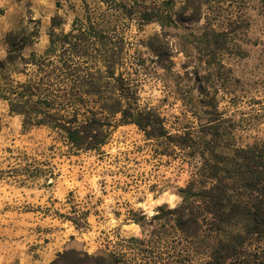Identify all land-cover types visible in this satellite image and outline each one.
<instances>
[{
  "label": "rangeland",
  "instance_id": "1",
  "mask_svg": "<svg viewBox=\"0 0 264 264\" xmlns=\"http://www.w3.org/2000/svg\"><path fill=\"white\" fill-rule=\"evenodd\" d=\"M130 1L0 0V59L8 50L9 31L36 30L38 38L23 54H41L55 14L62 18L59 31L66 32L74 18L89 12L99 27L123 39L120 71L136 87L141 107L156 111L169 133L195 136L205 130L211 117L199 104L197 78L209 75L201 84L215 98L223 142H264V3L216 0L203 7L200 21L166 28L169 57L162 67L148 45L158 24L140 25L135 15L115 9L117 2ZM172 1L170 14L177 18L183 2ZM231 27L227 53H217L209 65L196 60L187 44L190 34ZM188 153L146 139L132 124L115 127L97 152L75 151L48 128L23 131L21 119L0 99V264H55L56 255L70 249L113 252L126 264H158L178 237L167 224L159 241L158 222L151 217L158 207L180 202L178 190L198 164ZM189 259L205 264L206 255Z\"/></svg>",
  "mask_w": 264,
  "mask_h": 264
},
{
  "label": "trees",
  "instance_id": "2",
  "mask_svg": "<svg viewBox=\"0 0 264 264\" xmlns=\"http://www.w3.org/2000/svg\"><path fill=\"white\" fill-rule=\"evenodd\" d=\"M181 1L177 18L170 14L172 0L160 4L131 0L115 6L126 17L135 15L140 25L158 24L160 30L149 38L148 45L162 67L169 57L165 29L198 22L203 7L217 3ZM61 25L62 18L55 14L41 54H23L38 38L36 30L22 27L5 35L8 50L0 59V99L10 115L21 119L22 130L45 127L75 151L97 152L115 127L132 124L148 140H157L171 150L189 151L198 164L192 179L178 190L180 202L173 208L158 207L151 217L158 222L154 236L159 241L167 224L178 237L166 252L167 258L158 264H189L193 254H205V264H264V142L248 146L223 142L216 124L215 98L201 84L209 75L197 78L199 104L211 117L205 130L195 136L186 131L171 134L156 111L141 107L136 87L120 71L123 39L115 31L99 27L89 12L74 18L66 32L59 31ZM233 31L232 27L229 31L204 28L198 35L190 34L192 40L187 44L197 61L209 65L217 53L228 52ZM72 222L79 226L76 220ZM54 263L126 264L113 252L88 255L74 249L58 253Z\"/></svg>",
  "mask_w": 264,
  "mask_h": 264
}]
</instances>
